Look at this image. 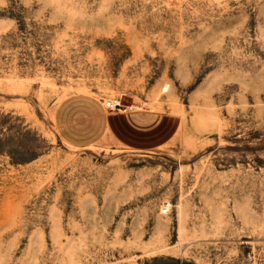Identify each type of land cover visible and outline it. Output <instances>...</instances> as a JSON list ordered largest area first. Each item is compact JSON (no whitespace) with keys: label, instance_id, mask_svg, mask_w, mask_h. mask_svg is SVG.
<instances>
[{"label":"rangeland","instance_id":"rangeland-1","mask_svg":"<svg viewBox=\"0 0 264 264\" xmlns=\"http://www.w3.org/2000/svg\"><path fill=\"white\" fill-rule=\"evenodd\" d=\"M78 94L179 127L72 146ZM0 264H264V0H0Z\"/></svg>","mask_w":264,"mask_h":264},{"label":"crops","instance_id":"crops-1","mask_svg":"<svg viewBox=\"0 0 264 264\" xmlns=\"http://www.w3.org/2000/svg\"><path fill=\"white\" fill-rule=\"evenodd\" d=\"M56 129L63 140L76 147H87L104 137L123 146L145 150L167 143L179 127L175 114L149 109L106 112L98 98L73 95L58 106Z\"/></svg>","mask_w":264,"mask_h":264},{"label":"built area","instance_id":"built-area-1","mask_svg":"<svg viewBox=\"0 0 264 264\" xmlns=\"http://www.w3.org/2000/svg\"><path fill=\"white\" fill-rule=\"evenodd\" d=\"M120 105V102L118 100H107L105 102V107L108 109H115Z\"/></svg>","mask_w":264,"mask_h":264}]
</instances>
